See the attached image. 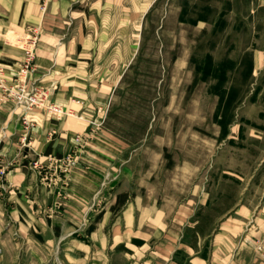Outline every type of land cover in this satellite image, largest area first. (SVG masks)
Instances as JSON below:
<instances>
[{
  "label": "crops",
  "instance_id": "crops-1",
  "mask_svg": "<svg viewBox=\"0 0 264 264\" xmlns=\"http://www.w3.org/2000/svg\"><path fill=\"white\" fill-rule=\"evenodd\" d=\"M152 1L0 0V65L8 80L16 77L25 36L36 30L29 84L43 85L86 121L40 120L23 144L24 106L12 99L0 106V167H7L0 176V226L52 246L76 232L97 202L104 207L98 217L113 223L110 264H264V204L226 201L220 182L197 185L198 195L173 215L152 185L124 180L100 189L110 174V134L99 130L100 112L130 62L124 49L133 46ZM252 12L263 16L264 0ZM254 47L259 73L264 44Z\"/></svg>",
  "mask_w": 264,
  "mask_h": 264
},
{
  "label": "rangeland",
  "instance_id": "rangeland-1",
  "mask_svg": "<svg viewBox=\"0 0 264 264\" xmlns=\"http://www.w3.org/2000/svg\"><path fill=\"white\" fill-rule=\"evenodd\" d=\"M260 2L152 1L100 112L99 130L110 134L100 189L152 185L172 215L209 182H220L226 201L264 204V70L254 72L264 15L252 12ZM73 111L67 117L80 119ZM100 204L52 246L0 226V264H110L113 223L98 217Z\"/></svg>",
  "mask_w": 264,
  "mask_h": 264
},
{
  "label": "built area",
  "instance_id": "built-area-1",
  "mask_svg": "<svg viewBox=\"0 0 264 264\" xmlns=\"http://www.w3.org/2000/svg\"><path fill=\"white\" fill-rule=\"evenodd\" d=\"M38 44L39 33L36 30L30 31L24 39L23 57L16 67L15 79L8 80L5 67L0 65V106L9 99L24 106L25 114L22 117L25 126V133L22 137L23 144L30 138L32 127L40 120L62 119L75 113L73 109H67L64 105L53 101L43 85L29 84V78L36 70ZM77 103L80 102L77 101ZM79 118L84 119L82 115ZM33 164L39 166L38 161ZM6 173L7 167L1 166L0 176H4Z\"/></svg>",
  "mask_w": 264,
  "mask_h": 264
}]
</instances>
